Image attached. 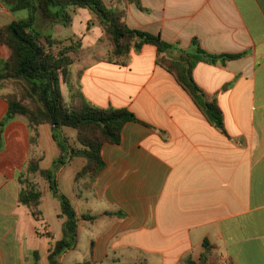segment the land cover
<instances>
[{
    "label": "crops",
    "instance_id": "0c3cea01",
    "mask_svg": "<svg viewBox=\"0 0 264 264\" xmlns=\"http://www.w3.org/2000/svg\"><path fill=\"white\" fill-rule=\"evenodd\" d=\"M15 1L0 0V28L27 18L26 11H12ZM103 1L125 11L129 28L185 50L197 38L212 54L246 55L193 70L195 82L223 112L225 135L157 65L155 47L112 62L111 46L89 10L72 9L67 28L79 17L81 29L61 36L52 33L61 27L54 11L40 10L41 33L66 45L81 43L71 71L85 99L100 108L127 109L138 120L124 126L119 144L103 146L105 169L92 189L75 182L83 158L58 171V184L68 174L71 193L82 202L73 205L77 246L60 263L185 264L191 258L196 264H264V0H141L145 10ZM10 55L0 45V61ZM8 91L0 92V124ZM38 133L32 144L27 120L17 117L0 136V264H50L51 249L62 237L65 218L61 206L50 202L45 180L34 178L42 192L40 220L19 202L29 161L39 159L46 170L60 156L52 128L42 125ZM62 133L79 148L76 131Z\"/></svg>",
    "mask_w": 264,
    "mask_h": 264
},
{
    "label": "trees",
    "instance_id": "16d2710c",
    "mask_svg": "<svg viewBox=\"0 0 264 264\" xmlns=\"http://www.w3.org/2000/svg\"><path fill=\"white\" fill-rule=\"evenodd\" d=\"M120 4H135L140 10H145L141 0H122ZM48 7L54 11V19L65 27L73 23L72 9H87L94 14L111 46L112 62L133 52L140 53L147 45L155 47L157 65L174 77L209 123L225 135L223 112L216 99L209 100L195 82L193 70L199 63L224 65L246 54H212L201 46L197 38L185 50L180 43H168L160 35L129 28L125 11L108 6L103 0L15 1L12 11H26L28 16L0 28V45L7 46L11 52L7 61H0V92L9 90L3 97L8 110L0 124V136L17 117L27 120L33 133L32 144L38 142L40 126L49 125L52 128L60 156L46 170L41 169L39 159L29 161L26 175L20 180L22 190L19 202L31 211L37 221L40 220L42 192L34 178L40 177L48 183L52 196L60 203L61 217L65 218L62 237L53 245L49 261L50 264H61L60 257L77 246L79 218L71 200L59 188L58 171L70 159L83 158L86 164L76 175L75 182L85 181L86 189H92L105 169L103 146L107 143L119 144L124 126L138 120L127 109L97 107L88 102L79 89L74 88L71 69L81 43L72 41L66 45V40L53 39L37 29L38 14ZM54 46H61L57 53L53 52ZM64 128L76 131L79 148L70 145L69 139L62 133ZM83 219L94 221L96 218L84 215ZM185 264L196 262L189 258Z\"/></svg>",
    "mask_w": 264,
    "mask_h": 264
},
{
    "label": "rangeland",
    "instance_id": "374dc122",
    "mask_svg": "<svg viewBox=\"0 0 264 264\" xmlns=\"http://www.w3.org/2000/svg\"><path fill=\"white\" fill-rule=\"evenodd\" d=\"M79 17H78V20L75 22V25L72 27V28H67V27H65V26H63V25H61V27H58V28H55V30H53L52 31V33H53V35H57V36H61V35H63V34H72V33H74V31H78V30H80L81 29V24L79 23ZM61 46H54L52 49H54L53 51L55 52V53H57L58 51H59V48H60ZM111 58V57H110ZM71 70H73V69H71ZM76 73V72H75ZM76 74H74V76H75ZM76 77V76H75ZM73 79H74V77H73ZM73 84V83H72ZM73 86H74V88L77 90L78 88L76 87V85L75 84H73ZM71 131L72 132H75L74 130H72L71 129ZM74 170V167H72V168H70L69 169V173H71L72 171ZM33 179V178H32ZM31 179V180H32ZM59 184H60V190L65 194V195H67V196H69V198L71 199V201H72V203H73V205L75 206V207H81V205H82V202H79L77 199H75L74 198V196L72 195V193H71V189H72V183L69 181V179H68V174L65 176V177H61V179H60V181H59ZM81 189H83L82 187H81ZM78 190V189H77ZM77 194H78V191H77ZM50 202L52 203V204H54V208H57L58 210H60V203H59V201H57L56 199H54V197H52L51 196V198H50ZM56 206V207H55ZM52 208V207H51ZM50 208V209H51ZM54 213H55V210L52 208L51 209V215H52V217H53V219H52V222H51V224H52V226L53 225H55L54 223L55 222H57V220H56V217H54ZM84 239V238H83Z\"/></svg>",
    "mask_w": 264,
    "mask_h": 264
}]
</instances>
